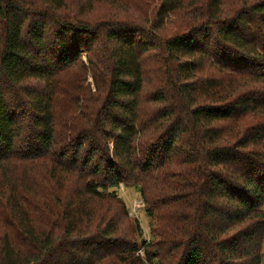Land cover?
<instances>
[{
    "label": "trees",
    "instance_id": "obj_1",
    "mask_svg": "<svg viewBox=\"0 0 264 264\" xmlns=\"http://www.w3.org/2000/svg\"><path fill=\"white\" fill-rule=\"evenodd\" d=\"M82 2L0 0V264H261L264 0H156L147 28ZM153 48L160 107L144 114ZM84 53L95 96L73 99L57 77Z\"/></svg>",
    "mask_w": 264,
    "mask_h": 264
},
{
    "label": "rangeland",
    "instance_id": "obj_2",
    "mask_svg": "<svg viewBox=\"0 0 264 264\" xmlns=\"http://www.w3.org/2000/svg\"><path fill=\"white\" fill-rule=\"evenodd\" d=\"M96 1H102V0H83V5L88 8L89 6L91 9L90 12L93 13L94 19L100 18V17H107L109 20H116L119 18H124L127 20V22L135 23L136 25H139L140 27H148L150 22L153 20L154 17V11L156 9V0H109L112 1L113 4L106 5L105 3L107 0H104V4H99ZM117 16L118 18H113ZM172 18V17H170ZM137 27V26H136ZM173 32V29L169 30V33ZM157 35V34H156ZM160 36L168 35V31L163 30L158 33ZM141 41H144V39L140 38ZM158 52L157 48L148 49L147 52L142 54V69L144 74V86L142 88V94L140 99V105L142 109V113L149 114L151 111H153L156 107H160L158 104L155 106L151 102L148 101V97L150 93L152 92L153 83H157V64L153 60V56H156V53ZM88 63L86 54H82L80 61L78 63V66H73L70 70H62V72L58 75L57 79L59 81H63L66 79L74 78V82L72 87H68V95L67 97H73V99H81L84 97L83 93L81 91L77 90V87L80 85H90L91 93L95 96V91L93 87V81L91 80L90 74L88 72ZM66 71H69L67 73ZM102 84V83H101ZM25 86H35V83L32 81H26L23 82L21 85H19V88L25 87ZM40 86H38L39 88ZM7 99L11 106L14 107V110L16 111V114L19 116V118L22 120L23 124H29L31 125L32 120L30 118V111L28 110L26 103L27 100L25 97L19 93L18 87H10L7 89ZM39 181H43L44 183L40 184L38 186V189L45 192L43 190L45 188V184L47 185V181L43 176H38L36 183ZM41 187L43 189H41ZM117 193L119 196H121L122 200L126 203V206L128 208L129 217L133 220H137L138 224L141 228V235L139 239L145 238L146 240L152 239L150 233H149V223L151 221L150 217H148L144 212V204L143 207L139 209H132L133 201L135 200H141L142 198L139 194V191L137 188L134 187H127L123 184H120L117 189ZM144 202V201H143ZM140 241V240H139ZM262 251H263V257L261 260V264H264V237L262 241Z\"/></svg>",
    "mask_w": 264,
    "mask_h": 264
},
{
    "label": "built area",
    "instance_id": "obj_3",
    "mask_svg": "<svg viewBox=\"0 0 264 264\" xmlns=\"http://www.w3.org/2000/svg\"><path fill=\"white\" fill-rule=\"evenodd\" d=\"M141 206L143 207V201L138 199V200L133 201L132 209L137 210V209L141 208Z\"/></svg>",
    "mask_w": 264,
    "mask_h": 264
}]
</instances>
